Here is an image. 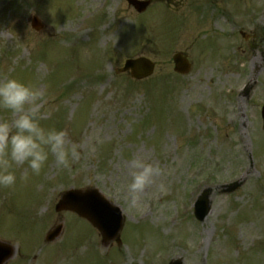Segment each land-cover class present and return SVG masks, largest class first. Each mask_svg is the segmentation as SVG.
Here are the masks:
<instances>
[{"label":"rangeland","instance_id":"obj_1","mask_svg":"<svg viewBox=\"0 0 264 264\" xmlns=\"http://www.w3.org/2000/svg\"><path fill=\"white\" fill-rule=\"evenodd\" d=\"M187 2L154 0L137 15L125 0H0V81L42 92V123L66 129L81 152L69 170L52 157L38 175L14 166L16 184L0 187L5 264H264V46L251 52L238 35L253 26L264 34V0ZM176 52L188 55L189 75L173 73ZM138 56L155 63L149 79L114 75ZM247 82L245 98L236 91ZM14 118L0 109V119ZM137 157L161 172L132 206ZM237 180L233 193L217 189ZM70 187L97 188L120 207L122 246L105 250L85 221L54 212ZM206 187L217 190L198 223L192 204Z\"/></svg>","mask_w":264,"mask_h":264},{"label":"clouds","instance_id":"obj_2","mask_svg":"<svg viewBox=\"0 0 264 264\" xmlns=\"http://www.w3.org/2000/svg\"><path fill=\"white\" fill-rule=\"evenodd\" d=\"M42 96L37 88L16 78L0 81V109L10 111L15 117L0 119V187L16 184L15 165L26 164L33 174L38 175L50 157L61 170H69L81 157L80 145L70 140L66 129L42 123L45 117L38 103ZM47 115L50 117L51 112ZM130 164L128 197L130 204L135 206L161 169L142 157L134 158ZM21 179L26 181L28 174Z\"/></svg>","mask_w":264,"mask_h":264},{"label":"water","instance_id":"obj_3","mask_svg":"<svg viewBox=\"0 0 264 264\" xmlns=\"http://www.w3.org/2000/svg\"><path fill=\"white\" fill-rule=\"evenodd\" d=\"M127 2L138 13H142L143 11H145V9L149 5V3L146 1L127 0ZM32 27L35 30H39V23L35 18L32 19ZM173 62L175 65V72L185 74L189 71L190 66L188 65L186 59L180 54H176L173 57ZM153 68L154 65L150 61L144 58H139L135 60H127L123 68L116 71V73H124L128 71L131 78L141 80L150 76L152 74ZM231 187H236V185H233ZM233 189H231L230 191H232ZM209 207V192L206 191L197 202L195 212L198 220H203V218L209 212ZM56 210L72 211L78 214L80 217L87 219L95 228L99 230L104 242L116 237L121 229L118 211L115 208H112V206L104 201L102 197L95 191H88L86 193H82L80 191H71L63 194L61 196V200L56 206ZM56 233L57 231L52 233L49 239H52L56 235ZM3 256L2 259L4 258ZM171 264H179V262Z\"/></svg>","mask_w":264,"mask_h":264},{"label":"flooded vegetation","instance_id":"obj_4","mask_svg":"<svg viewBox=\"0 0 264 264\" xmlns=\"http://www.w3.org/2000/svg\"><path fill=\"white\" fill-rule=\"evenodd\" d=\"M214 1L218 2V0H214ZM228 1L230 2V0ZM197 6H198V3L196 2V0H188L187 6L185 8L194 9ZM244 33H245V38L247 41H245L244 39L243 41L245 42L248 48L257 50V48L264 46V34L260 28L253 26L252 29H249L248 32H244Z\"/></svg>","mask_w":264,"mask_h":264}]
</instances>
